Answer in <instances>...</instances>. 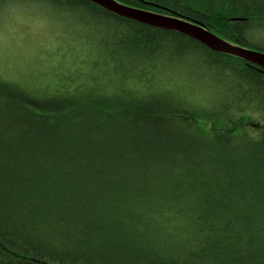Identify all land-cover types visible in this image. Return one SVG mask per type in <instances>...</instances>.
Returning <instances> with one entry per match:
<instances>
[{
    "label": "trees",
    "instance_id": "1",
    "mask_svg": "<svg viewBox=\"0 0 264 264\" xmlns=\"http://www.w3.org/2000/svg\"><path fill=\"white\" fill-rule=\"evenodd\" d=\"M117 1L264 52V0ZM20 18L54 52L0 71V264H264V69L87 0Z\"/></svg>",
    "mask_w": 264,
    "mask_h": 264
},
{
    "label": "rangeland",
    "instance_id": "2",
    "mask_svg": "<svg viewBox=\"0 0 264 264\" xmlns=\"http://www.w3.org/2000/svg\"><path fill=\"white\" fill-rule=\"evenodd\" d=\"M25 14L27 16H20L34 18L35 12L31 10L25 12ZM28 21L30 26L26 24L27 21H24L23 18L18 20L9 19L0 24V71L5 75L7 74V76L12 75L14 79L17 78L19 81H23L24 78L29 77L31 74L47 71V66L51 62V58L48 55L54 52L53 48H45L42 45L44 40H48V38L41 36H44V30L40 29L32 20L28 19ZM34 24L35 26H33ZM59 39H51L50 41L56 44ZM44 51L46 52L45 54ZM261 123L255 115L242 118L233 125L236 128L232 134L247 130V127L253 133ZM239 125L244 126L238 127ZM206 126H208V123ZM146 137H149L148 133L137 134L134 138L137 139L135 145L139 146L138 142H147L145 140Z\"/></svg>",
    "mask_w": 264,
    "mask_h": 264
},
{
    "label": "water",
    "instance_id": "3",
    "mask_svg": "<svg viewBox=\"0 0 264 264\" xmlns=\"http://www.w3.org/2000/svg\"><path fill=\"white\" fill-rule=\"evenodd\" d=\"M121 17L156 28L172 30L188 36L208 48L227 53L246 60L264 69V52L227 42L214 32L206 29L198 22L189 21L174 15L152 12L132 7L117 0H87Z\"/></svg>",
    "mask_w": 264,
    "mask_h": 264
},
{
    "label": "bare ground",
    "instance_id": "4",
    "mask_svg": "<svg viewBox=\"0 0 264 264\" xmlns=\"http://www.w3.org/2000/svg\"><path fill=\"white\" fill-rule=\"evenodd\" d=\"M207 47V46H206Z\"/></svg>",
    "mask_w": 264,
    "mask_h": 264
}]
</instances>
